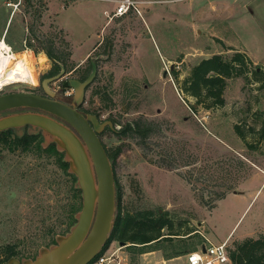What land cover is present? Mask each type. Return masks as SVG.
<instances>
[{
	"label": "rangeland",
	"instance_id": "obj_1",
	"mask_svg": "<svg viewBox=\"0 0 264 264\" xmlns=\"http://www.w3.org/2000/svg\"><path fill=\"white\" fill-rule=\"evenodd\" d=\"M135 2L138 10L112 18L114 0H0V38L16 53L12 69L24 76L0 92L40 89L54 65L45 48L67 70L53 89L93 59L98 71L83 108L115 120L101 139L111 152L121 149L113 159L117 205L120 196L123 211L150 209L172 221L162 230L169 236L146 248L112 239L107 249L120 264H138L144 249L167 255L209 243L207 237L234 235L228 244L235 248L236 240L264 232V0ZM236 50L252 63L245 75L227 79L223 106L208 108L184 91L202 59ZM102 93L110 99L103 102ZM136 119L152 123L147 138L117 132ZM57 163L34 146L0 144V257L8 244L20 258L34 257L50 242L51 227L67 228L70 181Z\"/></svg>",
	"mask_w": 264,
	"mask_h": 264
},
{
	"label": "water",
	"instance_id": "obj_2",
	"mask_svg": "<svg viewBox=\"0 0 264 264\" xmlns=\"http://www.w3.org/2000/svg\"><path fill=\"white\" fill-rule=\"evenodd\" d=\"M97 71L93 61L92 71L84 81L74 77L63 84V88L75 90L72 104L58 99L50 86L64 76V68L43 79L45 95L33 91L0 94V132L29 125L30 133L43 135L44 147L54 143L64 153L68 171L77 176L75 185L81 189L82 197L75 222L66 232L58 233L54 243L40 246L34 257L11 256L5 264H88L111 237L118 215L116 178L114 161L100 133L107 126L114 129L115 123L110 119L100 121L98 114H85L79 109ZM18 108L25 110L2 114Z\"/></svg>",
	"mask_w": 264,
	"mask_h": 264
},
{
	"label": "trees",
	"instance_id": "obj_3",
	"mask_svg": "<svg viewBox=\"0 0 264 264\" xmlns=\"http://www.w3.org/2000/svg\"><path fill=\"white\" fill-rule=\"evenodd\" d=\"M45 52L52 58L59 60V57L54 55L53 51L45 48ZM248 63H252V60L248 55L240 50H236L234 54L227 58L223 53H216L212 56L202 59L197 63L191 71L190 76L186 79L185 85L183 86L184 91L194 95L197 98L198 103H204L206 107L223 106L225 104L224 91L227 86V79L245 75L248 70ZM91 69V65L88 64V68L81 69L78 72L82 77H86ZM100 92L99 90H94V93ZM101 99L103 102L110 99L107 93L101 94ZM209 99V102L206 100ZM192 108L195 110V104H192ZM87 111H95L92 108H87ZM98 115L99 112L95 111ZM113 121H115L113 119ZM236 131L240 136L246 138L244 132L241 129L240 124L235 125ZM152 130L151 122H144L142 120L136 119L128 121L123 124L121 129L117 132L120 134H135L140 133L141 136L147 138ZM260 136L263 138L264 129L260 130ZM43 135L41 133H29L26 132L24 135L20 136L14 134L13 129H7L0 132V144H9L10 147L15 146L24 147L29 149L32 146L36 148L39 152L48 153L56 156L58 166L63 170L64 175L68 177L70 181L69 192L65 191L67 194L65 202V207L67 208L68 226L64 230H58L55 227L49 229L51 234V240L45 245H49L55 242V236L58 233L66 232L69 227L75 222V214L81 209V189L77 188L75 181L77 176L68 171L69 163L64 161V153L59 151L54 143L50 144L48 147H44L41 144V139ZM36 142V143H34ZM35 145H32V144ZM252 147V145L250 144ZM120 147L116 151L111 152L108 150L109 155L112 159H116V156L120 153ZM171 168L172 166L169 165ZM61 184H64L61 181ZM226 194H222L217 197L218 200L225 197ZM69 200L67 201V199ZM120 198V197H119ZM216 199V200H217ZM121 202L118 206V215L114 229L111 233V237L102 249V251L88 264H93L107 249L109 243L112 239H118L120 241H129L131 245L144 246L146 248L150 246L155 241L161 240V235L163 234L162 228L169 225L172 227V221L164 214L159 212H154L150 209H138L136 212L122 210ZM215 204L210 205L212 208ZM192 231V230H191ZM191 231L189 233H191ZM160 238V239H159ZM155 240L154 242H152ZM152 242V243H151ZM44 244H41L42 246ZM161 248V247H154ZM151 248V249H154ZM197 249L196 246L188 247L185 246L181 250H175L167 255L173 257L178 256L183 253ZM150 249H144L141 252ZM228 254L231 258V264H264V232L260 233L258 237L248 236L243 240L235 241V248H231L228 244L227 246ZM5 256L0 257V264H3L11 256H20V251L12 244L6 245Z\"/></svg>",
	"mask_w": 264,
	"mask_h": 264
},
{
	"label": "built area",
	"instance_id": "obj_4",
	"mask_svg": "<svg viewBox=\"0 0 264 264\" xmlns=\"http://www.w3.org/2000/svg\"><path fill=\"white\" fill-rule=\"evenodd\" d=\"M119 3L117 9L112 14V18L115 16H122L126 14L131 8L138 10L135 0H114ZM5 36L3 40H5ZM204 243L198 249L189 251L187 253V264H231V258L228 254L227 246L228 241L222 243ZM203 246L206 250L203 251ZM116 251H109L106 249L103 254L93 264H108L109 262L118 259Z\"/></svg>",
	"mask_w": 264,
	"mask_h": 264
},
{
	"label": "flooded vegetation",
	"instance_id": "obj_5",
	"mask_svg": "<svg viewBox=\"0 0 264 264\" xmlns=\"http://www.w3.org/2000/svg\"><path fill=\"white\" fill-rule=\"evenodd\" d=\"M93 59H90V62H89V65H91V69H90V71H89V73H88V75L86 76V77H82V75L78 72L79 70H83V69H85V68H88V65L87 66H85V67H82L81 69L79 68L78 69V67H75V69H78L77 70V72L75 73V75H74V77L75 78H78V79H80V80H82V81H84L88 76H89V74L91 73V71H92V68H93ZM65 69V74L67 73V70H66V66L62 63V62H60L59 60H57V59H55L54 60V65H53V67H52V69H51V71L50 72H48L46 75H44V77H43V79L44 78H46V77H52V76H55L56 74H58V73H60L61 71H62V69ZM64 74V75H65ZM74 77H67L66 79H62V82H61V85H59L58 86V88H54L55 89V91L57 92V98L58 99H60V100H62V101H64V102H67V103H70V104H72L73 102H74V100H75V90L72 88V87H67V88H63V84L67 81V80H69V79H71V78H74ZM43 79H42V82H41V88L40 89H35V90H33V92H36V93H40V94H43V95H45V91H44V88H43ZM56 81V80H55ZM54 82V81H53ZM53 82H51L50 83V86L52 87V83ZM90 87V86H89ZM88 87V88H89ZM69 88H71V89H73V91H69L68 89ZM53 89V90H54ZM88 90V89H87ZM9 92H12V91H9ZM1 93H7V92H0V94ZM85 101V100H84ZM84 101H83V103H81L80 105H79V109L83 112V113H85V114H87V113H93V112H91V111H87V110H85L84 108H83V104H84ZM22 110H25V109H22V108H18V109H13V110H9V111H6V112H3L2 114H7V113H10V112H15V111H22ZM104 120H106V119H104ZM103 119H100V121H104ZM25 127V131L22 133V134H19L18 132H17V129L16 128H10V129H13V131H15L16 133H18L17 135H20V136H22V135H24L26 132H29L28 131V128L30 127L29 125H26V126H24ZM107 128V127H106ZM105 128V129H106ZM104 129V130H105ZM103 130V131H104ZM103 131L100 133V137H101V134L103 133ZM30 133V132H29ZM103 141V140H102ZM117 188V187H116ZM120 197V196H119ZM121 198V197H120ZM120 198H119V202H120ZM159 213H161V212H159ZM166 227H169V225H166V226H164L163 228H162V230H164ZM197 231V229L196 230H192L191 231V233H190V235H192L194 232H196ZM166 236H169V235H166L164 232H163V234L161 235V239H163L164 237H166ZM159 238V239H160ZM155 240H153L152 242H154Z\"/></svg>",
	"mask_w": 264,
	"mask_h": 264
},
{
	"label": "bare ground",
	"instance_id": "obj_6",
	"mask_svg": "<svg viewBox=\"0 0 264 264\" xmlns=\"http://www.w3.org/2000/svg\"><path fill=\"white\" fill-rule=\"evenodd\" d=\"M16 59V53L12 50V46L2 38H0V90L5 85L23 80L22 70H13L12 60ZM41 60H44L42 57Z\"/></svg>",
	"mask_w": 264,
	"mask_h": 264
},
{
	"label": "crops",
	"instance_id": "obj_7",
	"mask_svg": "<svg viewBox=\"0 0 264 264\" xmlns=\"http://www.w3.org/2000/svg\"><path fill=\"white\" fill-rule=\"evenodd\" d=\"M245 236L246 235L239 237V238L243 239V237H245ZM232 237H234V235L231 236L230 234H228L226 236V238H223L221 240H217L216 238H214V240H211L208 237H207V239H208V241H211L213 243H222L224 241H229ZM203 244L204 243L199 245L197 247V249L200 246H202ZM187 253H183V254H180L178 256L171 257L169 255H165V253H163L161 248H154V249H150V250L141 252L138 255L137 262H138V264H187ZM184 257H185V259H184ZM123 258H124V260H126L125 257H123ZM125 264H129V263H125Z\"/></svg>",
	"mask_w": 264,
	"mask_h": 264
}]
</instances>
